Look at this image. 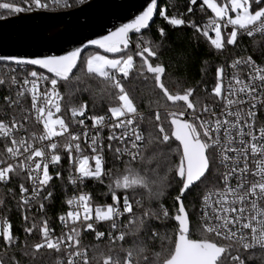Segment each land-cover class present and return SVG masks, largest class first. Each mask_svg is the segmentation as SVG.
<instances>
[{"label": "snow or ice", "instance_id": "1", "mask_svg": "<svg viewBox=\"0 0 264 264\" xmlns=\"http://www.w3.org/2000/svg\"><path fill=\"white\" fill-rule=\"evenodd\" d=\"M25 2L27 8L0 2V20L49 8L45 0ZM52 2L60 4V0ZM189 4L187 12L194 13L193 6H198L207 15L206 22L169 16L157 0H151L131 22L90 41L103 53L114 54L112 58L97 51L81 60V48L42 58L0 56V62L14 65L11 73H23L22 80L15 74L7 81L0 78V86L14 91V96H3L4 105L19 106L24 113L19 119L0 118V185L20 179L18 197L13 195L25 221L23 232L28 236L36 232L39 237L29 245L3 219L0 249H19L21 257L31 258L30 264L42 249L63 254L56 264H247L256 258V250L264 256V125H257V113L264 112V65L249 55L232 60L230 78L223 65L216 68L211 95L220 106L217 113L194 96V87L169 91L162 79L165 66L150 62L160 45L143 34L159 15L173 28L193 29L194 36L222 53L227 46L238 47L244 38L254 43L257 36L264 40V0H200L199 4L189 0ZM64 6H69L67 0ZM158 32L163 39L164 29ZM133 36L136 42L130 50ZM134 57L140 58L139 66ZM78 64L79 73L100 84V92L110 101V115L86 114V102L70 104L62 113L64 96L58 85L80 80L79 74L73 75ZM245 69L246 79L240 75ZM133 74L151 79L161 93L158 107L148 116L126 90L125 82ZM26 98H30L28 108L22 105ZM66 113H70L67 121ZM29 118L41 126L38 132L25 127ZM106 151L115 175L113 168L106 167ZM62 159L74 194L66 196L67 211L58 216L61 230L56 234L46 217L30 218L28 213L33 205L43 213L44 202H51L50 182L61 179ZM105 178L111 202L94 205L91 194L83 190L85 182L104 184ZM7 191L12 193L10 187ZM194 192L200 197L198 212H190L185 204ZM166 197L172 200L171 213L162 202ZM105 225L107 231L101 230ZM85 234H94L97 243L84 245ZM128 237L134 238L131 243H126ZM105 239L109 253L119 242L123 256L98 251ZM12 264L21 260L13 256Z\"/></svg>", "mask_w": 264, "mask_h": 264}, {"label": "trees", "instance_id": "2", "mask_svg": "<svg viewBox=\"0 0 264 264\" xmlns=\"http://www.w3.org/2000/svg\"><path fill=\"white\" fill-rule=\"evenodd\" d=\"M0 2H3V0H0ZM8 2H12L20 7H28L25 0H8ZM45 2L49 4V12H56V7L59 8L58 12L75 9L77 7V0H67V4H69L67 7L64 5L62 6V0H60L59 5L53 4L52 0H45ZM199 2L200 0H198V4ZM188 6H190L189 0H160L159 3V8L165 10L166 14L169 16L176 15L179 17L183 15L186 22L194 21L197 24L206 22L207 15L202 12L198 6H193L194 13L187 12ZM34 10L36 9L25 11L23 13H29ZM159 28H163L165 31V37L163 39L159 36ZM193 32V29L186 26L173 28L167 24L163 17L158 15L151 28L143 34L147 39L152 40L154 45H160L158 49H155L157 51V57L150 58V62H160L165 66L166 71L162 79L169 91L173 93L177 91L183 92L187 87H194L196 88L194 96L198 97L201 103L211 105L216 102L211 95V90L215 82L216 68L221 65L226 66L230 61L240 56L250 55L259 60V57H262L259 53L261 42L256 40V43H254L252 39L244 38L240 41L238 47L227 46L222 53H217L209 46L203 37H200L198 34L194 36ZM135 42L136 40L134 36L133 45ZM97 51L98 50L87 51L84 53L81 60ZM134 59L137 66H139L140 58L134 57ZM205 61H207V64H205ZM4 67L5 65L0 66V78L7 79L6 74L8 69ZM79 67L80 65H78L77 69L73 71V75L79 74L81 77L80 80L72 79V82L67 86H65L63 82L59 84L64 96L62 113L66 112V108L70 104L78 105L81 102H86L88 105V112L86 114L110 115L107 113V107L109 106L110 101L106 95L100 92V84L96 80L89 79L86 75L79 73ZM146 75L150 77V74L146 73ZM125 87L130 96L134 99L139 110L142 111L145 116H148L150 110H155L158 107L157 102L161 101V93L159 92V89L154 87L151 79L145 80L143 77H137L133 74L130 75L129 80L125 82ZM68 92H72V95L69 96ZM102 95L103 98L101 99ZM1 101L2 100H0V105ZM69 116L70 113L65 114L66 121ZM161 117L162 119L164 118L162 109ZM88 122L90 121H85L86 124ZM2 145L3 141H0V152L3 150ZM113 165L114 162L110 156L106 167L113 168V174L115 175L116 170ZM117 166L121 167L122 170V166L118 165V162ZM107 183V178H105L104 184L89 180L88 192L91 194L95 205L99 203L103 205L110 203V197L106 195ZM18 185L19 178H16L10 185L12 193H8L6 190L2 194L1 199L4 200V205L0 207V221L7 219L12 226L13 233L18 236L21 241L27 240L28 244L32 245L33 243L38 242L39 237L36 232L31 236H28L23 232L25 221L22 218L21 212L17 208V201L14 199V195L18 197ZM50 188L53 191V197L51 202L46 201L44 212L40 213L31 211L28 215L30 218L33 216L37 218L44 216L48 219L50 227L61 229L58 216L67 211V205L64 201L66 196L70 195V187L66 182V178H63V180H53L50 182ZM169 191L172 192L171 189ZM162 202L166 208H169L171 213L172 200L166 197ZM185 204L190 212H198L200 207V197L194 192L188 197ZM193 205H195L194 208L192 207ZM37 223H39V219H37ZM153 223L159 228L164 227L163 225H160L159 221H153ZM170 225L171 222H169L168 226L170 227ZM132 239L134 238H126V243H131ZM95 243L97 242L94 240V234H85L84 245H93ZM100 243L101 249L98 251L102 250L106 255H112L114 258L118 254L121 257L123 256V253L120 252L119 242L113 246L114 251L111 253L108 252L109 243L106 239ZM13 256H15L16 259L21 260V264H30L31 258L21 257L19 249H10L7 251L0 249V260L3 261V264H12ZM58 256H63V254H57L42 249L41 253L37 254L36 261L31 262V264H56ZM247 264H264V256L260 254V251H257L256 258L248 261Z\"/></svg>", "mask_w": 264, "mask_h": 264}, {"label": "water", "instance_id": "3", "mask_svg": "<svg viewBox=\"0 0 264 264\" xmlns=\"http://www.w3.org/2000/svg\"><path fill=\"white\" fill-rule=\"evenodd\" d=\"M157 2L159 6L160 0ZM149 3L151 0H93L64 12L35 10L16 14L0 20V56L42 58L65 55L81 48L82 59L87 51L98 50L90 44L91 40L100 39L131 22ZM157 16H154L153 23ZM132 47L134 45L130 49ZM98 51L103 55H114ZM2 65L12 66L8 62H0Z\"/></svg>", "mask_w": 264, "mask_h": 264}, {"label": "built area", "instance_id": "4", "mask_svg": "<svg viewBox=\"0 0 264 264\" xmlns=\"http://www.w3.org/2000/svg\"><path fill=\"white\" fill-rule=\"evenodd\" d=\"M92 1H93V0H84L83 3H79V0H77V7H76V8H79V7L85 6V5H87L88 3L92 2ZM63 5H64V0H62V6H63ZM68 5H69V4H68ZM76 8H75V9H76ZM55 9L57 10L56 12H58V9H59V8L56 7ZM36 10H38V11H47V12H49V8L46 9V10H45V9H36ZM71 10H72V9H71ZM34 11H35V10H34ZM66 11H69V10H66ZM63 12H64V11H63ZM245 39H251V38H245ZM256 40H258V41L261 42V44H260V52H259V53L261 54L262 57H259V58H260L259 60L256 59V58L253 57V56H252V58H253V60H255V61L257 62V64H262V65H264V40H261L258 36L256 37ZM240 57H243V56H240ZM231 62H232V61H230L226 66H224L226 78H230V76H231L232 69L229 67V65L231 64ZM11 67H14V65H12V66H5V67H4V68L8 69V72H7V78H8V76L15 74V75L17 76V79H18V80H22V78H23V73H20V72H17V73H11V72L9 71V69H10ZM240 75H241L242 78L246 79L247 69H245L244 71H242V72L240 73ZM5 80L7 81V79H5ZM58 87H59V89H60V91H61V88H60L59 85H58ZM61 93H62V91H61ZM9 94H11V95L14 96V91H13L12 93H9V91H8V89H7L6 86H0V100H2V101H1V105H0V106H1L0 118H2V119H10L11 116L14 115V116L17 117V119H19L22 115H24V113H22V112L20 111V107H19V106H17L15 109H7L6 106L4 105V102H3V96H5V95H9ZM62 95H63V93H62ZM61 104H62V106H63V101H61ZM22 105H23L24 108H28V107H30V98H26L24 101H22ZM209 106L213 107V110L216 111L217 113H219V111H220V106L218 105L217 102H215L214 104H211V105H209ZM6 111L9 113L8 116H5V112H6ZM257 117H258V118H257V125H258V126H260V125H264V112H258V113H257ZM87 124L90 125V124H91V121L88 122ZM25 127H26L29 131H37V132H38V131L40 130V128H41V126H40V125H37V124H36L31 118L28 119V121H27L26 124H25ZM73 130H75V129H73ZM91 134H93V133L90 132V135H91ZM107 134H108V130L105 129L103 135L106 137ZM110 156H111V154L108 153V152L106 151V159H107L108 162H109V158H110ZM107 164H108V163H107ZM62 165H63V167H62V169H61V180H63V178H66V177H67V163H66V161H64L63 159H62ZM50 174H53V169H52L51 167H50ZM53 180H57V179H55V177H54ZM19 182H20V179H19ZM11 183H12V182H11ZM11 183H10L8 186L0 185V199H1V196H2V194L4 193V191H6L7 188L10 187ZM88 183H89V180H87V181L85 182V185H84V187H83V190H84L85 192H88V190H89V185H88ZM25 186L28 187L29 185L25 182ZM69 187H70V195H69V196H71V195H73L74 193H73V189H72L71 185H69ZM88 193H89V192H88ZM18 194H19V191H18ZM110 202H111V201H110ZM44 203H45V205H46V202H44ZM93 204H94V202H93ZM94 205H95V204H94ZM96 205H103V204H100V203H99V204H96ZM37 207H38V205H33L31 211H36V212H37ZM199 209H200V207H199ZM59 225H60V223H59ZM49 226H50V225H49ZM60 230H61V229H55L56 234H59V233H60ZM101 230L107 231L106 225L103 226V227L101 228ZM83 244H84V239H83ZM256 251H259V250H256Z\"/></svg>", "mask_w": 264, "mask_h": 264}, {"label": "rangeland", "instance_id": "5", "mask_svg": "<svg viewBox=\"0 0 264 264\" xmlns=\"http://www.w3.org/2000/svg\"><path fill=\"white\" fill-rule=\"evenodd\" d=\"M15 16V15H14ZM102 54V53H101ZM109 58H112V56H108Z\"/></svg>", "mask_w": 264, "mask_h": 264}]
</instances>
